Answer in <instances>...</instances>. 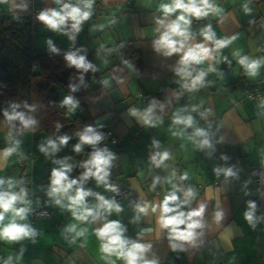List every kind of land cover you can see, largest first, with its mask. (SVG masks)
<instances>
[{
  "label": "crops",
  "instance_id": "0c3cea01",
  "mask_svg": "<svg viewBox=\"0 0 264 264\" xmlns=\"http://www.w3.org/2000/svg\"><path fill=\"white\" fill-rule=\"evenodd\" d=\"M168 2L94 0L92 15L81 23L77 32L71 28L70 20L62 26V31H57L38 17L41 12L59 10L68 3L86 10L83 0H61V4L56 0H35L33 4L30 0H0V14L25 17L33 24L35 47L45 49L59 43L89 53L93 71L87 78L83 106L78 104L74 111L92 118L97 126L111 129L118 137L117 142L111 141L106 147L115 156L108 180L126 192L125 198L114 199L112 191L89 178L84 188L93 195L86 197V206L95 209L99 203L95 194H100L114 199L122 211L103 213L95 221L92 217L87 221L76 219L72 210L57 205L48 196L51 172L58 169L69 142L60 146L59 151L45 154L40 146H46L48 139L58 136L28 130L9 139L10 131L0 118V178H11L16 184L11 191L15 192L20 191L19 185L23 182L28 202L25 205H45L52 212V217L32 219L27 213L24 220L17 218V223L27 224L35 235L20 241L0 240V264L11 260L26 264H124L115 256L105 258L101 241L95 234L96 229L112 220H118L125 228V238L151 245L145 259L156 264H264V184L252 180L241 183L235 179L236 175L248 177L249 168L264 161V64L255 76H250L234 55L239 52L250 59L264 61V0L258 3L212 0L222 9L220 14L192 18L190 30L194 39L191 43L204 42L214 47L200 35L208 24L217 39L236 37L227 47L213 51L214 59L193 66L196 69L193 75L200 70L207 73L203 85L194 91L184 87L190 84V79L176 73L180 54L165 56L154 47L155 40L164 31L157 23L164 19L159 6ZM34 5L39 8L37 12L33 11ZM245 5L250 11L245 12ZM174 18L175 15L167 20ZM121 44L139 53L141 63L137 67L136 58H123ZM210 66L215 70L209 71ZM244 90H258L259 96L250 98ZM203 106H208L206 117L199 112ZM149 108H152L155 126L145 125L141 118ZM132 109L138 114L132 115ZM175 116H191L193 126L174 124ZM197 128L207 134L209 145L199 146L204 137L193 135ZM29 139L31 145L27 149ZM14 141H19V147L6 157L4 150L14 146ZM153 141H158V146ZM164 151L171 158L157 167L152 157ZM92 152L88 148L70 159L66 164L72 169L67 174L69 179H79L82 165ZM19 154L25 156L24 167L19 162ZM216 169L222 171L217 174ZM226 169L234 174L225 175ZM184 173L187 179H181ZM157 177L159 183L153 188ZM189 188L196 196L180 210L188 212L205 205L203 217L194 218L202 219L204 226L195 230L198 235L191 242L170 240L169 230L158 222L159 205L174 190L178 202L183 201ZM133 198L139 202L135 204ZM62 203L66 205L67 199ZM145 203L149 205L147 215L139 213L136 207ZM253 204L255 207L250 208ZM152 206H156L155 212ZM249 211L254 224L245 218ZM217 212L222 213L219 221ZM11 216L6 214L3 224L9 223ZM73 225L75 231H69ZM81 230L83 235L78 234ZM172 243L181 247L173 250Z\"/></svg>",
  "mask_w": 264,
  "mask_h": 264
},
{
  "label": "clouds",
  "instance_id": "9594fccd",
  "mask_svg": "<svg viewBox=\"0 0 264 264\" xmlns=\"http://www.w3.org/2000/svg\"><path fill=\"white\" fill-rule=\"evenodd\" d=\"M57 4H61V0H56ZM94 0H83L84 9L79 5L73 6L71 3L63 4L59 10L50 9L41 12L38 19L46 24L49 28L57 31H62L66 24V21H71V28L75 31H80V25L82 22L89 19L92 15L90 9ZM160 12L163 14L164 19L157 21L164 31L160 34L159 38L155 40L154 47L157 51H162L165 56H172L173 54H180L178 67L176 73L185 79H190V84H185L184 87L189 91L198 89V86L203 85L204 77L207 73L204 70H200L196 75L193 72L196 69L194 65H200L206 60L214 59L213 51H219L222 48L228 46L231 39H217L215 32L212 29L211 24L206 25L201 29L200 35L205 42H212L214 47H209L206 43H191L194 39V35L191 32L192 18L200 19L207 17L209 14H220L222 9L219 8L212 0H170L168 3H161L159 6ZM245 12L250 11L247 5L244 6ZM179 13V14H177ZM175 15L174 19L167 20L168 17ZM167 21V22H166ZM51 44V41H49ZM53 51H56L53 48ZM238 57V63L243 66L246 73L250 76H255L260 68L261 64H264L262 60H253L248 56H242L239 52L235 53ZM67 61L76 66L77 68H83L87 70L92 67L85 61L83 56H77L75 53H70L66 56ZM225 59H227L225 57ZM215 69L211 66L209 71ZM105 83H107L105 81ZM68 106L69 111H74L78 105V102L73 99L72 96H66L62 101V106ZM18 105L13 106L11 113L5 111L4 116L10 123L11 127L15 129L13 121H19L21 129H29L36 125L37 121L31 116H26L25 113L15 111ZM132 115H137V110L132 109ZM152 108L147 109L141 118L145 125L155 126V122L152 118ZM174 124H183L185 127L193 126V118L191 116L180 117L175 116L173 119ZM59 128L60 125H57ZM176 133H174L175 135ZM12 131L9 132V139L12 138ZM79 137V143L74 146V151L79 153L83 145H90L94 151L91 153L90 158L83 163L85 171L79 177V179H69L67 175L72 169L70 166L65 165L60 169H53L51 172V184L48 191V196L54 198L57 205L67 207L72 210L73 216L81 221H87L88 217H92L93 221L101 218L103 213L111 214L112 211L119 213L122 211L121 206L115 202V200L106 199L103 195L95 194L99 203L96 208H88L85 203V199L88 196L93 195L91 190L84 188L85 182L89 178H94L97 184H102L104 187L112 192H117L118 189L115 185L109 183L110 168L112 161L115 159L114 154L107 148H97L104 136L96 131L92 126H86L81 131L76 133ZM194 136L204 137L199 142V146L209 145L207 134L197 128L193 134ZM192 137H190L191 139ZM72 139L71 136L64 134L56 137L55 139H48L45 145L40 146V151L45 154L59 151L60 146H65ZM153 144L158 146V141H153ZM19 147V141H14V146L8 147L4 150V155L11 156L17 151ZM171 158L168 151L157 152L153 157V162L159 167L164 161ZM219 174L221 169L215 170ZM225 175L231 176L234 173L231 169L223 170ZM187 173L181 177V179H187ZM159 183V177L153 181L152 187L155 188ZM7 185V189L4 186ZM16 186L11 178L7 180L0 178V240L8 241H20L24 238H30L35 235V232L27 224L17 223L19 220H24L27 216L29 209L27 207H17L18 204L25 205L27 200L25 199L27 193L21 188L19 192L11 191ZM175 188V186H174ZM196 192L189 188L184 193L183 201H179L176 194V190L169 192L165 195L162 203L159 205L160 216L159 224L162 228L169 230V239L174 241H186L191 242L194 240L196 229L202 228V218L205 211V205L201 204L199 208L185 212L180 210L183 205L188 204L191 199L195 198ZM67 199L68 203L64 205L62 202ZM137 211L139 213L147 215L149 205L147 203L143 205H137ZM255 205H250V208H254ZM152 211H156V206H152ZM11 213V219L9 223L3 224L5 215ZM222 218V213H216V220L219 221ZM245 218L249 223H253L252 212L249 211L245 214ZM139 219V216L136 217ZM185 227L181 229L180 226ZM69 231H75L73 225ZM148 232L151 229H144ZM125 228L122 227L118 220H112L104 223L102 227L95 230L97 239L101 241V252L105 254V258L115 256L117 259L123 260L124 264H156V262L145 259V253L149 250L151 245H146L137 241H132L124 237L123 233ZM79 235H83L81 230ZM172 249L175 250L181 245L172 243Z\"/></svg>",
  "mask_w": 264,
  "mask_h": 264
},
{
  "label": "trees",
  "instance_id": "16d2710c",
  "mask_svg": "<svg viewBox=\"0 0 264 264\" xmlns=\"http://www.w3.org/2000/svg\"><path fill=\"white\" fill-rule=\"evenodd\" d=\"M260 1L254 0L255 3ZM33 37L34 27L27 18L15 17L8 13L0 14V118L5 121L7 129L12 131V134L36 130L47 132L54 137L64 134L71 136L66 153L61 156L62 160L58 167L60 169L80 152L88 148L94 151L90 145H83L79 153L74 151V146L79 143L76 133L84 127L92 126L104 136L97 144V148L110 146L111 140L104 125L97 126L92 118L83 116L78 110L69 111L66 105L62 106L66 96H72L80 106H83L82 96L86 90L87 78L93 71L91 67L87 70L79 68V81L68 79V71L75 66L67 61L66 56L75 53L77 56H83L90 64L89 53L80 51L75 46L64 47L59 43L39 49L34 46ZM53 48L56 51H53ZM120 48L124 59L136 58V67L141 63L137 55L139 53L135 50L124 44H121ZM14 105H18L15 111L31 116L37 121L36 125L29 129H21L19 121H13L11 123L16 126L13 129L4 112L11 113ZM54 111L63 116L64 122L59 128L47 121L48 112ZM199 112L206 117L208 106H203ZM18 156L21 166L24 167L25 156L21 154ZM82 168L84 169L83 166ZM19 187L25 188L24 183L20 182Z\"/></svg>",
  "mask_w": 264,
  "mask_h": 264
},
{
  "label": "built area",
  "instance_id": "2783aa9c",
  "mask_svg": "<svg viewBox=\"0 0 264 264\" xmlns=\"http://www.w3.org/2000/svg\"><path fill=\"white\" fill-rule=\"evenodd\" d=\"M35 0H30V2L33 4ZM33 7V11L37 12L39 10L38 7H36L35 5L32 6ZM244 94L250 98L259 96V92L258 90H244ZM138 131H134L135 135H138ZM107 135L110 138V140L114 143L117 142L118 137L116 135L113 134L111 129L107 130ZM85 171V169H83V172ZM249 176H243V175H236L235 179L241 183H245L248 180H252L255 183L258 184H264V161H262L260 164L258 165H252L249 170H248ZM118 191L117 192H113V197L114 199H123L126 197V192L121 189V188H117ZM133 201L135 204H137L139 201L136 198H133ZM19 207H27L29 209L28 213L30 214V216L32 217V219L34 217H52V212L51 210L45 206V205H20ZM7 264H26V263H19V262H15V261H8ZM32 264V263H30Z\"/></svg>",
  "mask_w": 264,
  "mask_h": 264
},
{
  "label": "rangeland",
  "instance_id": "374dc122",
  "mask_svg": "<svg viewBox=\"0 0 264 264\" xmlns=\"http://www.w3.org/2000/svg\"><path fill=\"white\" fill-rule=\"evenodd\" d=\"M79 68H77L76 66L71 68L69 71H68V75H67V78L68 79H71L73 81H79ZM47 121L50 123V125H62L64 120H63V116L61 114H59L58 112L54 111V112H48V115H47ZM38 143H35L34 145L37 146ZM30 145H31V142H30V139H29V143L26 144V147L28 149V147L30 148ZM25 146V144H24Z\"/></svg>",
  "mask_w": 264,
  "mask_h": 264
}]
</instances>
